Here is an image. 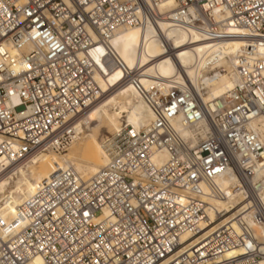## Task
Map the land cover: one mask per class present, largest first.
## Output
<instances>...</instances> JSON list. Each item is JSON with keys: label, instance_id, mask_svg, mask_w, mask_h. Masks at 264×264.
Instances as JSON below:
<instances>
[{"label": "built area", "instance_id": "obj_1", "mask_svg": "<svg viewBox=\"0 0 264 264\" xmlns=\"http://www.w3.org/2000/svg\"><path fill=\"white\" fill-rule=\"evenodd\" d=\"M160 23L209 45L243 41L235 87L205 101L184 72L181 83L145 87L141 68L128 69L108 42ZM7 45L32 50L14 62ZM260 45L264 0H0L1 161L60 152L103 99L99 47L153 113L148 128L103 139L107 164L88 180L57 171L11 223L0 214V264H264V145L251 128L264 120ZM226 170L238 180L229 192L215 183ZM231 194L229 210L212 205Z\"/></svg>", "mask_w": 264, "mask_h": 264}, {"label": "bare ground", "instance_id": "obj_2", "mask_svg": "<svg viewBox=\"0 0 264 264\" xmlns=\"http://www.w3.org/2000/svg\"><path fill=\"white\" fill-rule=\"evenodd\" d=\"M201 41L194 35L171 28L167 23H160L159 28L149 25L120 29L111 37L108 45L128 69L141 68L146 76L142 81L145 87H149L154 78L175 79L181 83L186 76L205 101H210L232 90L238 83V58L244 43L232 40L209 45ZM31 50V45L23 49L12 45L4 48L14 62L21 61L23 55ZM257 53L264 57V45L258 47ZM104 54L103 47L93 54V60L100 70L95 81L103 93V99L75 124L72 130L74 135L65 138L67 141L61 144L60 152L38 155L14 165L0 160V214L7 224L13 220L17 208L55 172L70 170L80 179L88 180L105 167L107 156L103 140L100 144L98 142L103 130L114 135L125 126L140 131L152 123V111L131 86L120 85L122 71L114 68L111 62L106 65L100 59ZM14 69L19 71L20 63L15 64ZM12 102L18 103L17 100ZM174 126L185 137L192 135L182 117L175 120ZM251 128L264 145V120L253 122ZM67 151L65 156H57ZM166 160L165 154L154 158L157 164ZM261 175L264 176V172ZM215 183L220 190L229 192L236 187L238 180L231 170H226ZM204 188L209 191L207 187ZM231 198L228 201L215 199L211 203L216 209L227 211L238 202L236 196L231 194Z\"/></svg>", "mask_w": 264, "mask_h": 264}, {"label": "rangeland", "instance_id": "obj_3", "mask_svg": "<svg viewBox=\"0 0 264 264\" xmlns=\"http://www.w3.org/2000/svg\"><path fill=\"white\" fill-rule=\"evenodd\" d=\"M113 90H114V89H113ZM108 94H109V93L105 94V96L107 97ZM106 97H105V98H106ZM124 116H125V114H124ZM123 121H124V123H125L126 119L124 118ZM109 135H110V134H108L106 130H103V131L100 133V135L98 136V142H99V144L101 143V141H102L106 136H109ZM68 152H69V151H67V152H65V153H62V154H60V155H57V156H59V157H63V156H65V155H67Z\"/></svg>", "mask_w": 264, "mask_h": 264}]
</instances>
